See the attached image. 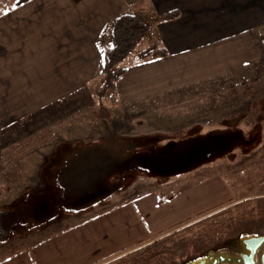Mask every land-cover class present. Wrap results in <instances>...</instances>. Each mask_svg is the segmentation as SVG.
I'll use <instances>...</instances> for the list:
<instances>
[{"label":"crops","instance_id":"crops-1","mask_svg":"<svg viewBox=\"0 0 264 264\" xmlns=\"http://www.w3.org/2000/svg\"><path fill=\"white\" fill-rule=\"evenodd\" d=\"M171 10L178 15L166 19L164 13ZM125 12L137 14L149 30L118 65L126 71L117 79L114 107L174 106L223 75L249 76L260 68L264 73V0H17L0 13V129L29 122L48 106H62L89 89V83L95 89L110 23ZM154 42L167 55L140 59L139 52ZM139 44L146 45L137 51ZM93 116L87 130L75 124L54 134L33 131L38 140L32 142H39L35 154L27 152L17 164L8 161L0 171L29 174L37 166L48 185L49 172L67 165L80 141L109 138L111 133L130 139L163 133L125 131H135L126 114L112 122L105 119L101 130L93 126ZM96 130L102 134L94 137ZM34 156L44 157L36 164ZM134 182L90 209L65 211L40 226L12 229L0 243V264H103L192 217L184 214L183 199L174 201L173 195L165 200L144 198V191L126 196ZM14 189V179H0V208L8 202L16 205L14 195L10 201L7 197Z\"/></svg>","mask_w":264,"mask_h":264},{"label":"rangeland","instance_id":"rangeland-1","mask_svg":"<svg viewBox=\"0 0 264 264\" xmlns=\"http://www.w3.org/2000/svg\"><path fill=\"white\" fill-rule=\"evenodd\" d=\"M141 44L137 51L146 45ZM118 68L122 67H115ZM102 70L93 82L95 89L90 90L92 83H89V89L80 90L76 97L68 98L62 106H48L43 113L36 112L32 115L34 117H29L32 119L29 122L15 123L0 129V165H6L8 161L17 164L15 161H21L22 156L28 155L27 152L35 154L34 148L39 142H32L38 140L33 139V131L42 129L54 134L60 128L67 130L68 125L75 124L77 129L87 130L92 125L89 123L92 122V115L93 126L98 129L105 119L112 122V118L117 120L122 118L120 115L126 114L135 131H125L135 134L163 133L137 139L111 133L109 138L87 143L80 141L74 148V156L77 158L88 150V153L91 151L88 155L91 161L102 156L104 151L100 148L106 149L117 159L116 166H120L109 176L116 189H123L136 180L130 187L132 189L126 190V196L144 191L141 194L144 198L157 195L159 199L165 200L168 195H173L174 201L183 199L184 214L192 217L186 223L142 242L117 259L103 264H182L208 248L224 244L230 238L264 233L262 68L252 75L249 72V76L232 73L223 75L220 80L217 78L210 85L207 84L206 88L196 91L191 100L163 107H114L112 102H117L116 89H109L105 94L101 92L107 78L104 66ZM40 114L41 119L35 121ZM70 116L73 119L68 121ZM132 117L142 121H135ZM94 133V137H97L102 131L96 130ZM43 157L34 156L33 161L41 163ZM66 163L67 159L63 160L61 168ZM83 171L81 163L76 165V191L80 186H93L95 182L91 179L92 174L90 177L84 176ZM59 172L50 171L46 179L50 178L51 182L45 185L44 171L42 178L37 166L29 174L7 168L0 171V179H5V182L9 178L14 179V193H9L7 197L10 201L14 195L13 201L16 204L8 202L0 210L19 209L17 214L26 213L16 217L12 226L14 231L40 226L65 211L90 209L101 201L96 198L105 192L98 195L86 192L77 197L79 199L73 205L66 204L64 195L71 190L66 187V180L63 181L64 186H59ZM37 194L50 195L46 198L48 207L43 210L45 216H38L42 214L39 211L35 215L33 213L32 206L40 204V209L45 201V196H42L40 202L38 199L29 202L32 200L29 197Z\"/></svg>","mask_w":264,"mask_h":264},{"label":"trees","instance_id":"trees-1","mask_svg":"<svg viewBox=\"0 0 264 264\" xmlns=\"http://www.w3.org/2000/svg\"><path fill=\"white\" fill-rule=\"evenodd\" d=\"M15 2L16 0H0V13L5 10L11 9ZM178 13L179 12L177 10H171L164 13V17L166 19H171L176 17ZM148 30V24L137 14L125 12L113 18L109 26V39L108 43L106 44L103 57V66L107 71V78L105 79L101 87L102 94H105V92L109 89H112L113 91L116 89V81L118 77H120L126 71V69L125 67L115 69V67L118 66L136 49L138 43L142 41ZM153 53H157L159 56H165L168 52L162 44H160L159 42H154L149 46L143 48L139 52V56L141 58H147ZM100 150L104 151L100 158H96L94 160L91 159L90 161L88 160V155H90L91 152L85 153L79 155L77 158H72L70 162L60 170V183H62V186H64L63 181L66 180V187H69L71 190V192L64 195L66 204L73 205L76 200L79 199L77 197H80L82 193L86 192H93V194L96 193L97 195L100 194V192H105L97 196V200H103L116 192V186L113 182L110 181L109 176L113 175L120 168V166H116L117 159L109 154L106 149L100 148ZM80 163L82 165V170H84L82 172V175H88L90 177L92 174L91 179H94L95 182H93V186H80L76 191L74 190L76 185L75 170L76 165L79 166ZM106 189H108V192L106 191ZM42 196H45L43 207L39 209L40 204H35V207L32 206L34 215L38 211L39 213H42L38 216L46 215L45 213L43 214V210L45 207H48V201L46 200V198H49L50 195L48 196V194H37L31 195L29 197V200L32 199L31 201L28 200L29 202H34L37 199L40 202L41 199L43 200ZM85 200H87V198H85ZM77 208L82 207L78 206ZM19 211V209L0 210V243H3L9 239L12 231V226L16 221V217L18 215H26V213L17 214V212ZM27 212L30 213L31 211L27 210Z\"/></svg>","mask_w":264,"mask_h":264},{"label":"flooded vegetation","instance_id":"flooded-vegetation-1","mask_svg":"<svg viewBox=\"0 0 264 264\" xmlns=\"http://www.w3.org/2000/svg\"><path fill=\"white\" fill-rule=\"evenodd\" d=\"M46 214V213H45ZM264 233H252L240 235L238 237L230 238L222 245L214 246L203 251L200 255L186 260L182 264H246L250 262L249 247L241 241L242 238L258 235ZM247 247V248H246ZM264 244L257 250L256 253V264H260V252L263 249ZM247 249V251H245ZM247 253V258H243L240 252ZM223 257V259H221Z\"/></svg>","mask_w":264,"mask_h":264},{"label":"water","instance_id":"water-1","mask_svg":"<svg viewBox=\"0 0 264 264\" xmlns=\"http://www.w3.org/2000/svg\"><path fill=\"white\" fill-rule=\"evenodd\" d=\"M242 242H244L249 247V255H250V262H246V264H256V253L257 250L264 244V234L260 235H252L247 236L241 239ZM247 248V247H246ZM247 251V249L245 250ZM240 252V254L243 256V258H247V253ZM260 264H264V247L260 252ZM187 264H192L187 263Z\"/></svg>","mask_w":264,"mask_h":264},{"label":"snow or ice","instance_id":"snow-or-ice-1","mask_svg":"<svg viewBox=\"0 0 264 264\" xmlns=\"http://www.w3.org/2000/svg\"><path fill=\"white\" fill-rule=\"evenodd\" d=\"M221 259H223V257Z\"/></svg>","mask_w":264,"mask_h":264}]
</instances>
